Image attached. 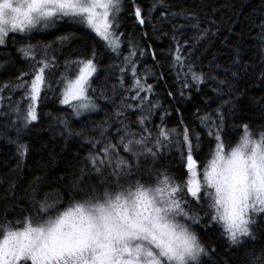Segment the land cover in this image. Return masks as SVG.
<instances>
[{
	"label": "snow or ice",
	"instance_id": "obj_1",
	"mask_svg": "<svg viewBox=\"0 0 264 264\" xmlns=\"http://www.w3.org/2000/svg\"><path fill=\"white\" fill-rule=\"evenodd\" d=\"M128 4L132 10L130 15H134L135 21L143 26L146 20L141 5L136 0H128ZM128 4L125 0H0V46L6 44L10 34L28 35L34 30L52 27L65 18L86 24L103 41L105 50L115 54L117 59L123 55L120 64L110 67L119 68L118 87L126 93L121 97L122 108L115 112L118 126L114 135L103 139L112 127L108 125L101 131V139L89 138L92 150L85 158V168L90 165L101 177L103 191L97 186H93L91 191L82 189L83 198L62 211L55 201L49 202L45 198L39 202L38 208L34 205L35 217L30 213L22 222L23 227L19 226V221L15 226L0 224V264H172L173 261L184 264L186 257L195 259L199 255L211 258L214 249L195 243V236L187 232L190 227L188 221L202 223L207 220L206 228L220 225L233 245L248 237L255 238L258 218L264 216V132L255 138L249 126L244 125L239 143L229 149L222 141L221 125L224 122L222 109L231 100H222L214 110L219 123L212 119V113L199 115L198 110L201 124L208 127L209 135H214L217 141L202 177L198 176L194 155L201 137L195 128L188 127L183 120L180 122L184 125L183 131L179 127L167 128L164 126L167 113L161 114L160 124L152 125L151 118L162 105L158 99L152 98L156 95L155 86L147 83L145 77L153 76L157 81L165 79L163 74L156 76L154 71V66L163 67L164 64L151 46L140 47L132 35L125 41L124 34L119 33L121 16L117 14L126 10ZM157 6L167 9L171 5L165 0H156L148 9L149 17ZM184 14L182 9L170 15ZM161 17L169 19L165 11L161 12ZM192 27L200 29L198 18ZM261 27L264 29V25ZM176 28L173 24L175 48H169L171 62L168 66L174 73L181 97L186 91L191 94L193 87L197 92L201 91L200 85L207 81L212 82L211 91L216 98L225 95L222 86L228 84L229 70L224 69L225 79H219L218 73L223 66L216 64L213 68L214 61L209 62V72L198 70L196 61L192 59L194 47L184 51L188 41L180 44L175 35ZM208 31L202 29L200 36L193 39H203ZM13 39L15 42V35ZM57 39L62 42L67 37ZM125 42L127 53L121 47ZM53 43L37 41L36 44H22L17 52L25 61H32L31 72H21L16 82L0 86V104L5 99L4 91L24 90L28 101L26 109L21 106V101L13 104L10 98L8 106L23 119L25 126L38 119L39 98L45 91L55 94L57 86H60V103L71 107L75 115L98 108L95 89H91L93 94L89 92L90 78L97 73V42L93 41L90 56L85 53L84 59L65 60V70L55 79L52 69L59 65L54 51L50 54ZM148 51H152L154 65L145 64L141 71L138 64ZM73 64L78 72L72 68ZM129 72L132 82L126 87ZM231 75L235 77L236 73ZM26 76H31L30 83L25 80ZM116 89L117 85L113 84L114 94ZM106 91L101 87L100 96L108 100ZM231 92L229 85L227 95L231 96ZM168 95L175 99V92L169 91ZM129 100L132 103H128ZM137 111L140 114L133 127L125 113L130 115ZM61 123L67 127L66 120ZM68 131L71 135L72 130L69 128ZM194 135L195 144L192 141ZM173 147L180 151L181 159L187 148L186 180L177 182L167 171L157 170L153 164L147 170L146 182L131 181L133 168L143 177L141 157L155 161L165 149ZM18 148L23 150L25 146L18 145ZM109 169V175L116 177L112 186L105 178ZM193 202L196 208L192 207ZM177 217L183 222L179 233L175 224L169 226V221ZM178 235L183 237L182 243H177ZM252 264H257V258L253 257Z\"/></svg>",
	"mask_w": 264,
	"mask_h": 264
},
{
	"label": "trees",
	"instance_id": "obj_2",
	"mask_svg": "<svg viewBox=\"0 0 264 264\" xmlns=\"http://www.w3.org/2000/svg\"><path fill=\"white\" fill-rule=\"evenodd\" d=\"M136 2L144 11L145 24L142 27L138 25L134 15H130L132 10L128 0H125L128 7L119 14V33L124 34L125 41L132 35L138 40L140 47L151 46L157 58L164 64L163 67L154 66V71L156 76L163 74L165 79L157 81L153 76L145 77L147 83L155 86L156 95L152 98L158 99L162 105L151 118L152 125L160 124L161 114L167 113L164 117V126L167 128L179 127L183 131L181 120L188 127L195 128L201 139L194 159H197V170L201 175L212 158L217 141L214 135H209L208 127L201 124L198 110L199 115L212 113V119L219 123L214 110L222 100H231L222 109L224 122L221 125L222 141L229 149L240 139L244 125L249 126V131L255 138H259L260 133L264 132V29L261 27L264 25V0H165L171 6L167 9L157 6L150 17L148 9L156 0ZM182 9L185 10L183 16L171 17L172 12L179 13ZM162 11L169 15V19L161 17ZM196 18L200 21V29L192 27ZM173 24L177 26L175 35L180 44L188 41L184 51L194 47L192 59L196 61L198 70L209 72L210 61L215 62L213 68L216 64L223 66L218 73L219 79H225L224 69L229 70L228 84L222 86L225 95L216 98L211 91L212 82L207 81L200 85L201 91L197 92L193 87L191 94L186 91L181 97L177 91L174 73L168 66L171 62L169 48H175L172 39ZM202 29H209L207 35L199 41L194 40V37L200 36ZM59 37L67 39L61 42L57 39ZM94 40L98 44L97 73L91 78L89 92L93 94L91 89H95L94 97L98 104L95 111L75 115L71 107L60 103V86H57L55 94L45 91L39 98L38 119L25 126L23 119L8 106L11 99L13 104L21 101V106L26 109L28 101L24 97V90L16 89L12 92L8 89L2 93L5 99L0 104V224L15 226L19 221V226L23 227L22 222L30 213L35 217L34 205L38 208L39 202L45 198L49 202L55 201L62 211L75 200L83 198L82 189L91 191L93 186L103 189L101 177L90 165L85 168V158L92 150L89 138L101 139V131L108 125L112 127L103 139L114 135L115 127L118 126L115 123V112L122 108L121 97L126 95L118 87L119 68L110 67L120 64L123 55L117 59L115 54L104 49L100 37L68 18L61 20L49 32H32L25 36L10 34L6 38V44L0 47V86H4L9 82H16L21 72H31L32 61H25L17 52L22 44L54 42V46H61L63 49V54L57 56V62L63 63L65 67V60L84 59L85 53L90 56ZM121 47L127 53V43ZM145 64L154 65L152 51H148L138 68L142 71ZM72 67L78 71L75 64ZM53 68L55 79L59 69L55 66ZM232 72L236 73L235 77L231 75ZM25 80L30 83L31 76H26ZM131 82L129 72L125 86ZM113 84L117 85L115 94L112 91ZM229 85L231 96L227 95ZM101 87L107 90L108 100L100 96ZM169 91L175 92V99L168 95ZM128 103L132 101L129 100ZM139 114L138 111L130 115L125 113L133 127ZM65 120L67 127L61 123ZM69 128L72 130L71 135ZM212 131L215 132L216 129L213 128ZM192 141L193 144L196 143L195 135ZM18 145H24L25 149H19ZM121 152L123 153L122 149ZM186 154L187 148L184 150L183 159L180 151L171 156H159L157 170L167 171L177 182L186 180ZM192 207L196 208L195 202ZM200 215L203 216V212ZM188 223L198 234L201 243L210 250L214 249L211 258L200 257V264H252L253 257L257 258V264H264V216L258 218L255 238H245L237 245L229 242L220 225L206 228L204 225L207 220L202 223Z\"/></svg>",
	"mask_w": 264,
	"mask_h": 264
},
{
	"label": "rangeland",
	"instance_id": "obj_3",
	"mask_svg": "<svg viewBox=\"0 0 264 264\" xmlns=\"http://www.w3.org/2000/svg\"><path fill=\"white\" fill-rule=\"evenodd\" d=\"M120 13H118L117 15H119ZM66 19V18H65ZM60 21H57L56 23H55V25L54 26H52V27H49V28H47V29H44V30H34L33 32H49V31H51V30H53V29H55L56 28V25L59 23ZM85 28H87L88 30H90L91 32H93L94 34H96L94 31H92L90 28H88L87 27V25L86 24H82ZM18 35H21V36H25V35H22V34H18ZM59 45H61V42H59L58 43ZM54 51V54L56 55V58H57V60H58V57L57 56H59V55H61V54H63L62 52H63V49L61 48V46L60 47H57V46H54L53 45V47H52V49L50 50V54H51V52H53ZM58 69H61V68H65L64 67V65H63V63H59L58 62ZM73 68V67H72ZM65 69H63V70H61V71H64ZM78 70V69H77ZM78 72V71H77ZM91 79V78H90ZM179 151L175 148V147H173L171 150H168V149H165L164 150V152H163V154H161L160 156H171L172 154H176V153H178ZM158 160H159V158H157L155 161H153L150 157L149 158H147V160H145V158L144 157H141L140 158V163H141V165L143 166V177L140 175V174H138L137 172H136V169L135 168H133V170H132V173L130 174V179H131V181L133 182V183H135V181L136 180H141V182H146L147 181V178H148V176H147V170L153 165V164H155V167H156V169H158L159 168V166H158ZM211 160V159H210ZM187 163V162H186ZM186 166V165H185ZM187 170V169H186ZM110 169L109 170H107V172H106V176H105V178L107 179V183H108V185L110 186V185H113L114 184V182H115V180H116V177H114V176H110L109 175V173H110ZM203 173V172H202ZM202 173H201V175L199 174V171L197 170V174H198V176H201L202 177ZM125 179H127V178H125ZM153 179H155V177H153ZM122 182H124V181H122ZM104 186V185H103ZM125 186H127V184L125 183ZM101 192L103 191V189L102 190H100Z\"/></svg>",
	"mask_w": 264,
	"mask_h": 264
},
{
	"label": "clouds",
	"instance_id": "obj_4",
	"mask_svg": "<svg viewBox=\"0 0 264 264\" xmlns=\"http://www.w3.org/2000/svg\"><path fill=\"white\" fill-rule=\"evenodd\" d=\"M239 140H240V139H239ZM239 140L237 141L236 144L239 143ZM236 144H235V145H236ZM235 145H234L233 147H235ZM173 224L176 225V229H175V230H176L177 233H179V232L181 231L180 225L183 224V222L180 221L179 218L177 217V218H175V220H170V221H169V226H171V225H173ZM187 232L191 233L192 236H195V238H196V239H195V243H197V244H201V241H200V239H199V237H198V234H197L194 230H192L191 227H188V228H187ZM176 241H177V243H182V242H183V237L178 235V236L176 237ZM172 264H176V262L173 261ZM184 264H200V256H199V255L196 256L195 259H191V258H189V257H186V258H185V261H184Z\"/></svg>",
	"mask_w": 264,
	"mask_h": 264
},
{
	"label": "bare ground",
	"instance_id": "obj_5",
	"mask_svg": "<svg viewBox=\"0 0 264 264\" xmlns=\"http://www.w3.org/2000/svg\"><path fill=\"white\" fill-rule=\"evenodd\" d=\"M138 25H139V24H138ZM139 26L142 27L141 25H139ZM2 46H3V45H2ZM0 47H1V46H0ZM63 69H65V68H61V69H59L58 72H59V73L63 72V71H61V70H63ZM52 71L55 73L54 68L52 69ZM59 73L56 72V76H57V78H58L59 75H60ZM59 94H60V89H59Z\"/></svg>",
	"mask_w": 264,
	"mask_h": 264
}]
</instances>
